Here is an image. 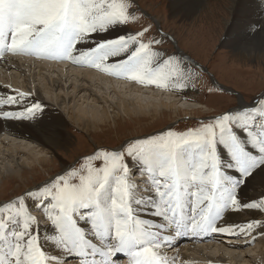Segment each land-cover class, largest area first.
<instances>
[{"label":"snow or ice","instance_id":"snow-or-ice-1","mask_svg":"<svg viewBox=\"0 0 264 264\" xmlns=\"http://www.w3.org/2000/svg\"><path fill=\"white\" fill-rule=\"evenodd\" d=\"M145 15L139 0H0V61L35 56L178 95L204 91L208 68L178 47L165 48L175 37L153 33ZM117 29L123 34L97 40ZM214 91L236 95L210 77L207 92ZM41 99L35 89L0 86V118L35 120ZM249 99V106L236 103L185 128L178 121L114 146L94 143L0 200V264H177L179 253H169L182 237L264 236V196L242 203L238 195L264 166V90ZM226 212L245 218L230 223ZM42 224L51 231L42 235Z\"/></svg>","mask_w":264,"mask_h":264},{"label":"bare ground","instance_id":"bare-ground-1","mask_svg":"<svg viewBox=\"0 0 264 264\" xmlns=\"http://www.w3.org/2000/svg\"><path fill=\"white\" fill-rule=\"evenodd\" d=\"M214 1V6L216 7L226 4L224 11L227 18L225 19L223 16L225 20L222 21L220 26L222 31L224 30L223 27L229 25L228 22L231 19L232 13L233 18L242 12L247 13L245 17H253V20L247 22L249 31L245 32L246 35L243 33V36L247 40L245 39L246 41L243 44H240L238 40L232 41V45L238 46L236 47L237 51H235L241 52L244 56H256L264 53V7L261 2L259 0H242V7H233L234 0ZM181 2L180 0H173L175 6L170 7L171 18L184 23L189 21L194 22L197 17L199 18L204 15L206 12L205 7L206 5L208 6V0H196L192 3ZM117 31L118 29L112 30L111 33L98 36L106 37L112 33H117ZM222 31L219 33L222 34ZM112 38L114 36L110 37V39ZM223 46L227 47L225 42ZM178 47L182 50L180 46ZM234 55L236 54L231 55V57ZM9 61H14V63L6 64L0 61V86L17 88L14 85L21 83V91L38 90L40 97H42L43 112L35 120L31 121L0 118V176L7 173L10 176L22 177L25 169L30 168L34 170L37 165L43 166L44 164H49L55 161L56 158L58 164H64L65 166V161L57 153L59 149L65 148L70 143V138L67 136V133L69 134L67 132L69 126L78 127L77 129L83 130L86 134L90 135L91 130L103 125L109 126L108 123L115 121L121 114L132 119V115L135 117H147V115L151 114L165 113L167 110L172 112L174 110V113H178L181 110V107L179 108L178 106L179 100L177 99L179 95L176 92L133 84L123 78H112L88 67L70 65L69 63L71 62L68 61L27 55L18 57L9 56ZM237 95L239 96L240 94ZM251 104L252 102H244L242 99L238 101L235 107L241 108ZM189 108L194 111L192 107H187V109ZM4 110L10 109L5 106ZM249 150L255 151L254 149ZM221 151H223L222 148ZM223 158L225 160L227 156ZM227 163H230L228 159ZM228 171L232 177L236 179L240 178V174L234 169H228ZM238 195L242 203H247L264 196V166L257 168L253 176L245 179L244 184L239 186ZM249 215L255 218L256 213L250 212ZM225 216L230 223H238L245 218L243 214L235 212H226ZM47 231H51V229L48 226L44 227V225H40L42 235ZM214 236L221 237L218 235ZM223 238L224 240L222 241H228L230 244H225L226 247L222 246V248L214 250L213 255L209 253L203 254L201 251H198L200 253L199 256L205 259L206 262L210 260L214 264H219L221 260L223 261L224 255L227 256L229 264H236L237 261H240V264H247L249 262L247 260L249 255L245 253L250 247L245 250L243 249V245H245L244 242L249 243L252 238L249 237L248 240L244 238L240 240H226L225 237ZM255 239L260 249L264 248V236L257 235ZM177 242L175 244L176 248L173 251L180 246V250H189L186 255L188 259L197 257L198 254L196 256L193 254L196 252L195 250H199L201 247H196L195 249L191 245V247L182 248V245L188 242L187 237H182ZM180 242H183V244L181 245ZM229 245L235 246L229 247ZM257 245L255 248L258 247ZM207 247L209 245L205 244L204 248ZM221 252H224V255ZM249 252L252 251L250 250ZM255 252H252L250 256L255 258ZM236 253H239L238 257L240 259L237 258ZM171 255L173 254L169 256ZM211 256L215 259L211 258ZM199 260L201 259L199 258ZM182 264H195V261L194 263L182 262Z\"/></svg>","mask_w":264,"mask_h":264},{"label":"rangeland","instance_id":"rangeland-1","mask_svg":"<svg viewBox=\"0 0 264 264\" xmlns=\"http://www.w3.org/2000/svg\"><path fill=\"white\" fill-rule=\"evenodd\" d=\"M181 1L192 3L196 0H180V2ZM259 1L261 2V0ZM214 2V0H208V6L206 5L205 7L206 14L204 13V15L200 16L199 18L197 17L194 22L189 21L184 23L180 20L171 18L172 16L170 7L175 6L173 4V0H139L141 8L146 14L142 19V23L151 25L153 28V33H155L157 28H159L160 30L162 29V31L169 33L170 36H174L176 38L175 41L177 42V45L180 46L185 53L192 56L193 59L207 67L208 72L212 73L217 83L219 82L224 87L232 89L233 92H239L241 94V96H239L243 98L244 102L246 101L251 103L252 100L249 99V97L256 95L261 90H264V53L256 56H244L241 52H236V47L238 46L232 45V41L238 40L240 44H243L247 40V38L243 36V33L246 35L245 32L249 31L247 22L253 20V17H245L247 13L242 12L243 14L239 13L235 16V18H233V13L231 12L232 16L231 19H229V25L223 27L224 30L222 31L220 29L221 23L227 18V15L224 11V9H226L224 7L226 4H224V6L221 4V6L218 5L216 7L214 6ZM149 16H152L155 21H153V19H151ZM118 31L117 33H112L109 36L115 37L117 35L123 34L122 31ZM221 31L222 34H220ZM109 36H97V40L110 39ZM224 42L227 47L223 46ZM218 45L219 47H217ZM164 47L171 51L174 47H176V45H173L170 39L165 43ZM233 54L236 55L231 57ZM69 64L72 65L71 63ZM209 78L210 77L208 73L203 75L201 87L205 89L204 91L199 93L188 90L185 94L186 96L179 95L177 99L179 100L178 106L179 108L181 107V110L178 113H174V110L173 112L167 110L165 113L151 114L147 115V117H135L132 115V119L121 114L119 117L121 118L123 116L121 119L117 118L115 121H110L108 123L109 126L105 125V127L103 125L104 127L101 126L97 129L91 130L90 135L86 134L83 130L77 129L78 127L69 126L67 128V132H69V134L67 133V136L70 138V143L65 148L59 149L57 155H59V157L65 161L66 166L72 163L75 156L92 151L94 143L97 145L104 144L114 146L128 136L159 130L178 121L183 122L178 123L177 126L179 128H185L194 123V119L197 117L216 115L223 109L237 103V94L233 95L231 93H216L214 91L211 95H209L207 92ZM14 87L22 89L21 83L15 84ZM187 107H192L195 112L190 110L191 108L187 109ZM221 153L222 158L227 156V158L224 160L227 163V159L229 160L227 153L224 150L221 151ZM61 165L62 164L60 163L58 164L56 158L55 161H52L49 164H44L43 166L37 165L34 170L30 168L25 169V173L22 177H16L15 175L10 176L7 173H4V175L2 174L0 176V200L12 197L18 192L22 191L24 188L30 186L32 183L44 179L46 176L59 171ZM228 174L231 176L229 171ZM44 227L47 226L44 225ZM222 240H224L223 237L215 236L213 239L205 243L201 242L197 245L190 244L189 246L191 247L192 245V247L195 249L196 247H201L199 250H195L196 252L193 254L195 256L198 254L197 257L192 259L189 258L190 261H188L189 259L186 256L189 250H175V253H179V256L177 257V264L180 262L194 263V261L195 264H214L212 261L210 262V260H208L209 262L207 261V263L205 259L199 256L200 253H198V251H201L203 254L209 253L213 255L214 250H218L222 248V246L226 247L225 244L229 243L228 241ZM255 240L254 242L249 243L244 242L245 245H243V249L246 250L250 247V249H247L245 253L249 255L247 257V260L249 261L247 264H264V248L260 249V247L256 244L257 240ZM205 244L209 245V247L204 248ZM256 245L258 246L257 248H255ZM250 250L252 252L256 251L255 254L257 256L254 255L255 258L250 256V254H252V252H249ZM172 253H174V251L171 252V254ZM221 254L224 255V252H221ZM238 254L239 253H236L237 258H239ZM199 258L202 261L199 260ZM211 258L215 259L213 256H211ZM222 259L223 261L221 260L219 264H229L227 256L224 255V258ZM236 264H240V261H237Z\"/></svg>","mask_w":264,"mask_h":264},{"label":"water","instance_id":"water-1","mask_svg":"<svg viewBox=\"0 0 264 264\" xmlns=\"http://www.w3.org/2000/svg\"><path fill=\"white\" fill-rule=\"evenodd\" d=\"M149 17H150L151 19H153V21H155L154 18H153L152 16H149ZM170 37H171V36H170ZM220 41H221V40H220ZM175 42H176V41H175ZM221 42H222V41H221ZM175 45H176V44H175ZM219 45H220V43H219ZM219 45H218L217 47H219ZM176 47H178V46L176 45ZM178 48H179V47H178ZM179 50L182 51L180 48H179ZM182 52H183V51H182Z\"/></svg>","mask_w":264,"mask_h":264}]
</instances>
